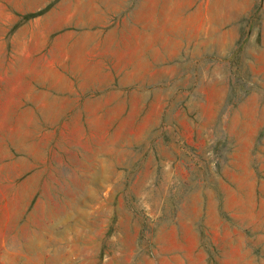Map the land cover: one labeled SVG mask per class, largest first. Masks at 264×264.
<instances>
[{"label": "rangeland", "instance_id": "rangeland-1", "mask_svg": "<svg viewBox=\"0 0 264 264\" xmlns=\"http://www.w3.org/2000/svg\"><path fill=\"white\" fill-rule=\"evenodd\" d=\"M0 264H264V0H0Z\"/></svg>", "mask_w": 264, "mask_h": 264}, {"label": "crops", "instance_id": "crops-1", "mask_svg": "<svg viewBox=\"0 0 264 264\" xmlns=\"http://www.w3.org/2000/svg\"><path fill=\"white\" fill-rule=\"evenodd\" d=\"M21 138H23V136L21 135ZM17 140L19 141V137L17 138ZM21 140V139H20ZM15 209L18 210V206H15Z\"/></svg>", "mask_w": 264, "mask_h": 264}]
</instances>
